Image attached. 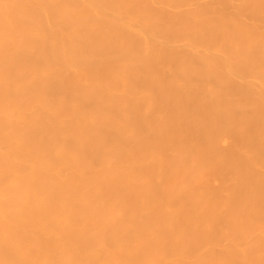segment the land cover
<instances>
[{
	"label": "bare ground",
	"instance_id": "bare-ground-1",
	"mask_svg": "<svg viewBox=\"0 0 264 264\" xmlns=\"http://www.w3.org/2000/svg\"><path fill=\"white\" fill-rule=\"evenodd\" d=\"M0 264H264V0H0Z\"/></svg>",
	"mask_w": 264,
	"mask_h": 264
}]
</instances>
